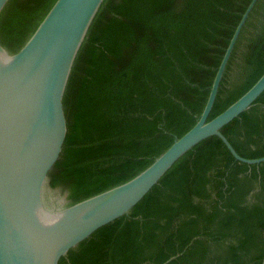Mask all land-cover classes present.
Listing matches in <instances>:
<instances>
[{"label":"trees","instance_id":"1","mask_svg":"<svg viewBox=\"0 0 264 264\" xmlns=\"http://www.w3.org/2000/svg\"><path fill=\"white\" fill-rule=\"evenodd\" d=\"M251 1L104 0L70 75L68 132L49 175L68 205L128 182L196 124ZM55 2L10 0L0 15V42L17 52ZM263 74L264 0H258L208 121ZM221 132L241 157H264V93ZM263 262L264 163H240L211 137L129 214L98 229L59 264Z\"/></svg>","mask_w":264,"mask_h":264},{"label":"water","instance_id":"2","mask_svg":"<svg viewBox=\"0 0 264 264\" xmlns=\"http://www.w3.org/2000/svg\"><path fill=\"white\" fill-rule=\"evenodd\" d=\"M10 0H0V15ZM252 0L227 47L196 124L144 171L126 183L79 203L54 197L49 175L68 132L64 96L89 29L104 0H56L17 52L0 42V264H59L98 229L129 214L164 175L202 141L218 137L237 154L222 129L251 109L264 93V74L236 102L208 121ZM258 192V187L251 193ZM264 264V262H263Z\"/></svg>","mask_w":264,"mask_h":264},{"label":"rangeland","instance_id":"3","mask_svg":"<svg viewBox=\"0 0 264 264\" xmlns=\"http://www.w3.org/2000/svg\"><path fill=\"white\" fill-rule=\"evenodd\" d=\"M63 194L64 195V193H62L60 190H56V192L53 194L54 195V197L55 198H57V200H58V198H59V196H61V195Z\"/></svg>","mask_w":264,"mask_h":264}]
</instances>
